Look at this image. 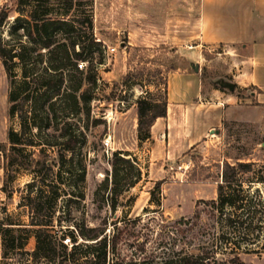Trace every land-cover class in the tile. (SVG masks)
<instances>
[{
    "label": "rangeland",
    "instance_id": "obj_1",
    "mask_svg": "<svg viewBox=\"0 0 264 264\" xmlns=\"http://www.w3.org/2000/svg\"><path fill=\"white\" fill-rule=\"evenodd\" d=\"M198 2L0 0V6L6 3L13 10L2 26L5 37L19 14L17 8L25 13L34 8L53 17L89 14L100 40L92 47L91 61L83 63L96 77L89 116L73 118L72 127L83 130V142H78L72 158L67 153L64 165L57 162L54 167L64 182L60 186L67 189L57 200L55 218L60 214L63 224L106 221L109 233L110 222L116 221L117 255L125 261L198 251L200 238L213 234L222 244L223 235L232 240L242 264H264V182L255 180L264 178V103L259 102L264 95H257L254 84L242 85V69L251 65L246 61L249 49L231 43L195 46ZM228 82L235 84L232 91ZM9 87L0 59V142L6 147L7 131L19 128L17 117L8 113ZM217 87L240 98L232 107L224 106L222 118L211 95ZM141 95L158 101L167 97L166 115L155 119L148 137H140L137 130L136 100ZM56 146L48 149L54 159ZM115 151L116 157L128 161L115 159ZM237 159L254 162L241 179L243 188L261 199L257 212L251 213V226L243 229L225 223L230 208L219 210L208 202L217 197L223 163ZM2 164L0 151V264H43L42 258L29 254L35 247L29 230L4 229L28 225L21 195L33 175L17 168L4 188ZM80 166L85 167L82 180ZM247 213L238 210L233 217L247 218ZM16 233L24 246L5 249L4 239ZM64 242L70 245L67 237ZM222 256L230 254L218 255Z\"/></svg>",
    "mask_w": 264,
    "mask_h": 264
},
{
    "label": "trees",
    "instance_id": "obj_2",
    "mask_svg": "<svg viewBox=\"0 0 264 264\" xmlns=\"http://www.w3.org/2000/svg\"><path fill=\"white\" fill-rule=\"evenodd\" d=\"M17 11L19 14L13 17L7 29L8 37H5L2 26L13 10L6 3L0 6V59L10 82L8 113L16 116L19 124L18 129L7 131L8 147L0 142L3 187L6 188L17 168L28 170L33 176L25 183L27 190L21 195L30 217L28 225L4 226V229L29 230L35 237V247L29 254L42 258L43 264H242L232 240L223 235L222 244L213 234L206 240L200 238L198 251L125 261L117 255L120 228L116 221L110 222L113 229L109 233L106 221L97 225L75 221L63 224L60 214L55 218L57 200L67 193V189L60 186L64 182L60 170L54 167L57 162L64 165L67 153L72 158L78 142H83V130L73 128L72 124L73 118L80 114L89 116L96 77L90 66L84 69L83 63L91 61L92 47L100 40L94 36L89 14L53 17L46 12L38 13L34 8L26 13L23 8H17ZM136 107L138 134L148 137L155 119L166 115L167 97L158 101L141 95L136 100ZM54 146L57 147V159L48 152ZM117 153H113L115 159L128 161V158L116 157ZM253 165V161H225L217 197L208 201L219 210L230 208L232 212L226 213L224 221L233 228H249L253 221L251 213L257 212L261 201L260 197H252L249 190L243 188L241 179ZM84 176L85 167L80 166L78 178L82 180ZM255 180L264 182L262 177ZM110 205L115 208V201ZM238 210H248L247 218H234L233 213ZM65 237L70 245L64 242ZM239 237L250 239L244 235ZM5 241V249L24 246L19 233ZM225 253L230 256L218 257Z\"/></svg>",
    "mask_w": 264,
    "mask_h": 264
},
{
    "label": "crops",
    "instance_id": "obj_3",
    "mask_svg": "<svg viewBox=\"0 0 264 264\" xmlns=\"http://www.w3.org/2000/svg\"><path fill=\"white\" fill-rule=\"evenodd\" d=\"M196 7L195 46L231 43L249 49L246 61L251 65L242 69L245 77L242 85L254 84L259 88L257 95H264V0H199ZM222 89L213 88L211 92L221 118L225 105L232 107L240 101L234 92L226 93Z\"/></svg>",
    "mask_w": 264,
    "mask_h": 264
},
{
    "label": "water",
    "instance_id": "obj_4",
    "mask_svg": "<svg viewBox=\"0 0 264 264\" xmlns=\"http://www.w3.org/2000/svg\"><path fill=\"white\" fill-rule=\"evenodd\" d=\"M194 69L198 70V64L195 65ZM225 85H227L230 90H232L234 88V84L231 82H228Z\"/></svg>",
    "mask_w": 264,
    "mask_h": 264
}]
</instances>
